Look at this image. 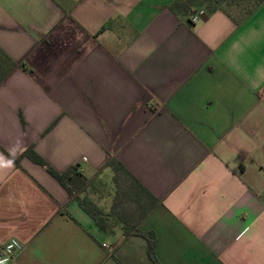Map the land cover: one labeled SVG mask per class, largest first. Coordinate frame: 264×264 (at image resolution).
Returning a JSON list of instances; mask_svg holds the SVG:
<instances>
[{
	"label": "crops",
	"instance_id": "obj_1",
	"mask_svg": "<svg viewBox=\"0 0 264 264\" xmlns=\"http://www.w3.org/2000/svg\"><path fill=\"white\" fill-rule=\"evenodd\" d=\"M174 0H0V245L13 264H152L44 167H75L102 212L119 162L158 202L159 264H264V0L234 22ZM192 12L200 15L195 24Z\"/></svg>",
	"mask_w": 264,
	"mask_h": 264
},
{
	"label": "trees",
	"instance_id": "obj_2",
	"mask_svg": "<svg viewBox=\"0 0 264 264\" xmlns=\"http://www.w3.org/2000/svg\"><path fill=\"white\" fill-rule=\"evenodd\" d=\"M263 0H174L170 9L176 13H186L190 9L203 10L207 14L222 11L234 22L250 15ZM14 68L3 54L0 53V83ZM21 157H28L34 163L44 167L46 171L58 181L73 198L78 206L93 220L95 225L104 232H111L120 225L124 238L130 236L140 237L147 244V256L152 264H159L155 257L156 239L152 232H143L139 229L140 224L155 209L158 202L155 198L114 159L107 162L113 173L112 182L115 188L111 207L107 213L102 212L94 203L86 197L76 195L78 183L83 178L72 167L63 173H56L40 159L31 148L26 149Z\"/></svg>",
	"mask_w": 264,
	"mask_h": 264
},
{
	"label": "built area",
	"instance_id": "obj_3",
	"mask_svg": "<svg viewBox=\"0 0 264 264\" xmlns=\"http://www.w3.org/2000/svg\"><path fill=\"white\" fill-rule=\"evenodd\" d=\"M200 20V15L192 12L190 16L191 23H197ZM25 246L18 240L11 239L0 245V264H13L18 255H20Z\"/></svg>",
	"mask_w": 264,
	"mask_h": 264
},
{
	"label": "clouds",
	"instance_id": "obj_4",
	"mask_svg": "<svg viewBox=\"0 0 264 264\" xmlns=\"http://www.w3.org/2000/svg\"><path fill=\"white\" fill-rule=\"evenodd\" d=\"M14 166V160L6 158L3 154H0V168H11Z\"/></svg>",
	"mask_w": 264,
	"mask_h": 264
},
{
	"label": "rangeland",
	"instance_id": "obj_5",
	"mask_svg": "<svg viewBox=\"0 0 264 264\" xmlns=\"http://www.w3.org/2000/svg\"><path fill=\"white\" fill-rule=\"evenodd\" d=\"M84 197V196H83Z\"/></svg>",
	"mask_w": 264,
	"mask_h": 264
}]
</instances>
